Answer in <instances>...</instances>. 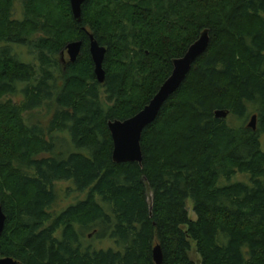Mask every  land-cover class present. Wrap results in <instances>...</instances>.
I'll use <instances>...</instances> for the list:
<instances>
[{"label": "trees", "instance_id": "1", "mask_svg": "<svg viewBox=\"0 0 264 264\" xmlns=\"http://www.w3.org/2000/svg\"><path fill=\"white\" fill-rule=\"evenodd\" d=\"M14 3L0 0V258L155 264L159 245L162 264H264V0H86L80 23L69 0H22V19ZM205 29L207 50L142 132L141 163H114L107 123L139 112ZM89 34L106 48L103 83ZM20 86L24 100H7ZM42 104L47 128L24 117ZM59 181L86 197L56 214ZM91 227L112 245L84 246Z\"/></svg>", "mask_w": 264, "mask_h": 264}, {"label": "water", "instance_id": "2", "mask_svg": "<svg viewBox=\"0 0 264 264\" xmlns=\"http://www.w3.org/2000/svg\"><path fill=\"white\" fill-rule=\"evenodd\" d=\"M86 0H69L73 20L81 22L82 6ZM210 38L209 31L203 30L196 41H194L180 58L172 60V71L170 75L160 85L157 92L149 102L132 117L120 121L113 120L107 123L112 139V161L120 163H138L142 161V152L140 140L143 130L152 124L157 118L161 107L168 98L177 91L189 73L193 63L207 50ZM82 41H72L65 46V51L71 62H74L80 55ZM89 54L94 65V74L99 83L105 80V71L103 70V60L106 54V48L98 44L92 34H89ZM217 118H226L227 112L216 111ZM256 116H251L248 127L255 129ZM6 215L0 205V234L4 230ZM152 257L155 264H162V253L159 245L152 250ZM0 264H16L11 257L0 258Z\"/></svg>", "mask_w": 264, "mask_h": 264}, {"label": "rangeland", "instance_id": "3", "mask_svg": "<svg viewBox=\"0 0 264 264\" xmlns=\"http://www.w3.org/2000/svg\"><path fill=\"white\" fill-rule=\"evenodd\" d=\"M23 4H22V0H15L14 3V9H13V15L14 18L17 19H22L23 17ZM19 51H21V49H18ZM24 54L29 52V49H24ZM27 56H25L24 58H22L23 61L25 62H29L31 65L34 66V68L36 69V75L35 77L38 79L41 76V68L40 66V62L35 58L32 57V55L26 54ZM63 56V60H66V58H68V55L66 53V51L62 54ZM6 99L13 101L14 103H19L20 101L24 100V94L22 91V86H20L18 88V91L16 94L13 95H8L6 97ZM47 107L43 104L38 107L35 108L33 110H30L28 112L24 113V117L27 118V121L29 124L32 123H38L44 127H46V125L48 124V118H44V115L46 113V109ZM249 111L250 114L246 120V123H249V121L251 120V114H252V106H249ZM47 128V127H46ZM261 142H262V147L264 148V137H261ZM240 175H236L232 177V181L238 180L240 179ZM55 192L57 195L56 201L55 203L52 205V207L50 208V212L51 213H60L63 210H65L68 206L77 203L80 200L85 199L86 194L84 192H80L78 191L74 185L70 182V181H59L55 183ZM150 198V195H149ZM187 206V210H188V214L189 217L191 219H195V213L193 212V203L191 200H188L186 203ZM78 231H84L83 236L81 237V241L82 244L84 246H91L92 248H103L106 249L109 247V245H112L110 240H107V237L105 236L104 239H102L101 241L98 240L97 236H95L93 234V230L92 227L87 229V230H82L79 229ZM91 233V234H90ZM90 234V236H88ZM191 257L195 260L198 261L199 260V255L195 252V249L193 247L192 251H191Z\"/></svg>", "mask_w": 264, "mask_h": 264}, {"label": "flooded vegetation", "instance_id": "4", "mask_svg": "<svg viewBox=\"0 0 264 264\" xmlns=\"http://www.w3.org/2000/svg\"><path fill=\"white\" fill-rule=\"evenodd\" d=\"M69 59V58H68ZM63 62H64V60H63Z\"/></svg>", "mask_w": 264, "mask_h": 264}]
</instances>
